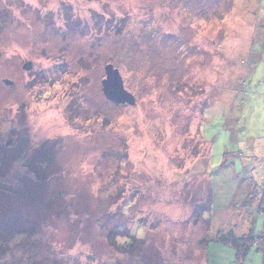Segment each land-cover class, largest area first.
I'll return each instance as SVG.
<instances>
[{
	"label": "rangeland",
	"instance_id": "obj_1",
	"mask_svg": "<svg viewBox=\"0 0 264 264\" xmlns=\"http://www.w3.org/2000/svg\"><path fill=\"white\" fill-rule=\"evenodd\" d=\"M263 193L264 0H0V264H264Z\"/></svg>",
	"mask_w": 264,
	"mask_h": 264
},
{
	"label": "water",
	"instance_id": "obj_2",
	"mask_svg": "<svg viewBox=\"0 0 264 264\" xmlns=\"http://www.w3.org/2000/svg\"><path fill=\"white\" fill-rule=\"evenodd\" d=\"M31 63L27 62L22 66L23 70H29ZM6 85H11L13 82L5 80ZM102 90L104 96L116 104L134 105L135 98L133 94L124 88L122 77L117 68L112 64L105 66V78L102 80Z\"/></svg>",
	"mask_w": 264,
	"mask_h": 264
},
{
	"label": "trees",
	"instance_id": "obj_3",
	"mask_svg": "<svg viewBox=\"0 0 264 264\" xmlns=\"http://www.w3.org/2000/svg\"><path fill=\"white\" fill-rule=\"evenodd\" d=\"M263 200L261 201V206L264 205V193H263ZM243 204H248V202L244 201ZM262 211V207L258 209V211ZM199 217V213L195 215V218L197 219ZM224 233V232H223ZM255 234L253 233V229L249 228L246 230V232L237 234L233 230H229V232L218 235V241L223 244H228L234 247L237 251V253L245 256L252 245L256 244L258 251L264 252V241L260 242L255 238ZM208 239V240H207ZM209 238H203L202 242L209 241Z\"/></svg>",
	"mask_w": 264,
	"mask_h": 264
},
{
	"label": "crops",
	"instance_id": "obj_4",
	"mask_svg": "<svg viewBox=\"0 0 264 264\" xmlns=\"http://www.w3.org/2000/svg\"><path fill=\"white\" fill-rule=\"evenodd\" d=\"M202 239H203V238H202ZM202 239L199 241V242H200V245H201V246H199V247L204 248V249H208V247H209V242H208V241H206V242H202ZM207 240H208V239H207ZM233 248H234V247H233ZM198 260H199V258L196 259L195 262H192L191 264H199V263H198Z\"/></svg>",
	"mask_w": 264,
	"mask_h": 264
}]
</instances>
